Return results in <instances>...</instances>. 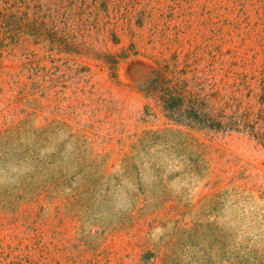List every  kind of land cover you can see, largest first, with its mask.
<instances>
[{"label":"rangeland","instance_id":"374dc122","mask_svg":"<svg viewBox=\"0 0 264 264\" xmlns=\"http://www.w3.org/2000/svg\"><path fill=\"white\" fill-rule=\"evenodd\" d=\"M263 141L264 0H0V264H264Z\"/></svg>","mask_w":264,"mask_h":264},{"label":"trees","instance_id":"16d2710c","mask_svg":"<svg viewBox=\"0 0 264 264\" xmlns=\"http://www.w3.org/2000/svg\"><path fill=\"white\" fill-rule=\"evenodd\" d=\"M161 83L163 86L159 88V98L169 117L217 130H238V126H241L235 111L229 115L206 111V98L186 88L183 81L162 80ZM224 119H226L225 122ZM242 125L247 124L244 122Z\"/></svg>","mask_w":264,"mask_h":264}]
</instances>
